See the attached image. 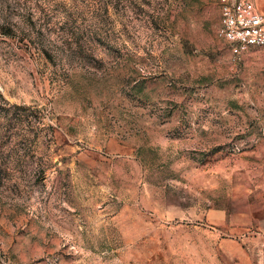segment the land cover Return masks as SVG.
I'll list each match as a JSON object with an SVG mask.
<instances>
[{"label": "rangeland", "instance_id": "1", "mask_svg": "<svg viewBox=\"0 0 264 264\" xmlns=\"http://www.w3.org/2000/svg\"><path fill=\"white\" fill-rule=\"evenodd\" d=\"M218 27V0H0V264H264V49Z\"/></svg>", "mask_w": 264, "mask_h": 264}, {"label": "built area", "instance_id": "2", "mask_svg": "<svg viewBox=\"0 0 264 264\" xmlns=\"http://www.w3.org/2000/svg\"><path fill=\"white\" fill-rule=\"evenodd\" d=\"M217 35L235 57L264 49V14L254 0H218Z\"/></svg>", "mask_w": 264, "mask_h": 264}, {"label": "trees", "instance_id": "3", "mask_svg": "<svg viewBox=\"0 0 264 264\" xmlns=\"http://www.w3.org/2000/svg\"><path fill=\"white\" fill-rule=\"evenodd\" d=\"M39 10H40V11H39V15H40V17H41L42 19H44V17L46 16V11H45L44 9H42V8H40Z\"/></svg>", "mask_w": 264, "mask_h": 264}]
</instances>
